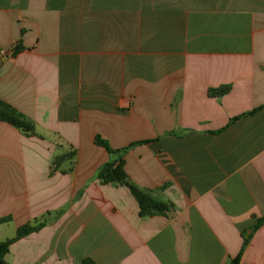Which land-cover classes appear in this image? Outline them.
Wrapping results in <instances>:
<instances>
[{"label":"crops","instance_id":"1","mask_svg":"<svg viewBox=\"0 0 264 264\" xmlns=\"http://www.w3.org/2000/svg\"><path fill=\"white\" fill-rule=\"evenodd\" d=\"M0 99L38 135L0 121V242L46 222L7 264H264V0H0ZM98 136L147 141L125 171L165 214Z\"/></svg>","mask_w":264,"mask_h":264},{"label":"trees","instance_id":"2","mask_svg":"<svg viewBox=\"0 0 264 264\" xmlns=\"http://www.w3.org/2000/svg\"><path fill=\"white\" fill-rule=\"evenodd\" d=\"M21 50V47L15 48L13 55L17 54ZM229 91V87H223L221 89H212L210 90V94L213 96L224 95ZM255 111L251 112L253 114ZM235 120V119H233ZM232 120V121H233ZM0 121L7 122L14 126L15 128L21 130L24 134L28 136H38L36 133L35 126L32 122H30L24 114L17 111L11 105L0 99ZM147 143L146 142H138L130 145L129 147L114 150L110 147L107 141L102 139L101 137H96V145L103 147L110 155L116 156L114 161H110L104 164L98 171L97 177L101 180L103 184H111L116 183L119 185L127 186L132 194L136 197L140 209L141 216H153L156 214H165L173 205L164 203L153 198L151 192H147L144 190H140L137 188L131 181L129 176L125 171V161L124 156L125 153L131 149L135 145ZM75 153L70 152L66 155L56 156L51 165V171L55 172L59 170L60 163L63 160H67L71 158ZM69 171V170H68ZM12 221V217H0V225L10 223ZM264 223V218L260 219L256 225L259 227ZM45 221L37 220L35 224H26L20 227L17 230L16 236L8 239L6 241L0 242V260L3 264H7L5 262V257L9 254L11 246L18 240L30 235L33 232L39 231L44 225ZM250 241V237L244 238V246L243 249L247 246ZM242 249V251H243ZM242 253H240L236 258L232 259L229 264H239ZM82 264H94L92 259H84Z\"/></svg>","mask_w":264,"mask_h":264},{"label":"rangeland","instance_id":"3","mask_svg":"<svg viewBox=\"0 0 264 264\" xmlns=\"http://www.w3.org/2000/svg\"><path fill=\"white\" fill-rule=\"evenodd\" d=\"M14 49H15V47H14ZM13 52H14V50L13 49H11L9 52H3V53H11V55H13ZM2 54V53H1ZM5 57H7V54H6V56Z\"/></svg>","mask_w":264,"mask_h":264},{"label":"built area","instance_id":"4","mask_svg":"<svg viewBox=\"0 0 264 264\" xmlns=\"http://www.w3.org/2000/svg\"><path fill=\"white\" fill-rule=\"evenodd\" d=\"M1 55H2V57H5L6 56V53H2Z\"/></svg>","mask_w":264,"mask_h":264},{"label":"water","instance_id":"5","mask_svg":"<svg viewBox=\"0 0 264 264\" xmlns=\"http://www.w3.org/2000/svg\"><path fill=\"white\" fill-rule=\"evenodd\" d=\"M0 264H3L1 260H0Z\"/></svg>","mask_w":264,"mask_h":264}]
</instances>
